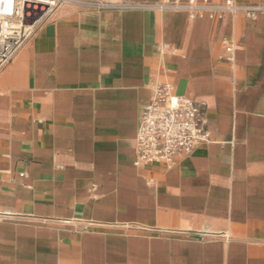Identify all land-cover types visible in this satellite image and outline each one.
Listing matches in <instances>:
<instances>
[{
	"label": "crops",
	"instance_id": "crops-1",
	"mask_svg": "<svg viewBox=\"0 0 264 264\" xmlns=\"http://www.w3.org/2000/svg\"><path fill=\"white\" fill-rule=\"evenodd\" d=\"M159 1L61 0L0 73V264H264V14L88 6ZM163 82L210 143L139 165Z\"/></svg>",
	"mask_w": 264,
	"mask_h": 264
},
{
	"label": "built area",
	"instance_id": "built-area-1",
	"mask_svg": "<svg viewBox=\"0 0 264 264\" xmlns=\"http://www.w3.org/2000/svg\"><path fill=\"white\" fill-rule=\"evenodd\" d=\"M61 0H0V73L16 56L32 31ZM90 8L116 11H180L191 17L212 12L218 19L243 12L264 14L262 6H241L232 0H161L155 3H91ZM226 51L231 54L232 46ZM231 60V59H230ZM205 106L174 94L170 83L153 85L151 98L141 105L134 139L135 162L163 163L168 167L189 157L202 144L210 143Z\"/></svg>",
	"mask_w": 264,
	"mask_h": 264
}]
</instances>
